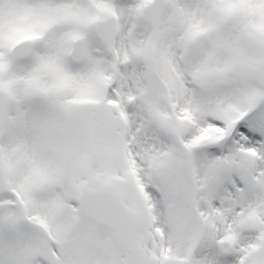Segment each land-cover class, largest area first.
I'll list each match as a JSON object with an SVG mask.
<instances>
[{
    "label": "snow or ice",
    "instance_id": "1",
    "mask_svg": "<svg viewBox=\"0 0 264 264\" xmlns=\"http://www.w3.org/2000/svg\"><path fill=\"white\" fill-rule=\"evenodd\" d=\"M0 264H264V0H0Z\"/></svg>",
    "mask_w": 264,
    "mask_h": 264
}]
</instances>
